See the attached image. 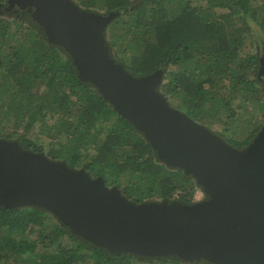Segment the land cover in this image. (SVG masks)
Instances as JSON below:
<instances>
[{
    "label": "trees",
    "instance_id": "16d2710c",
    "mask_svg": "<svg viewBox=\"0 0 264 264\" xmlns=\"http://www.w3.org/2000/svg\"><path fill=\"white\" fill-rule=\"evenodd\" d=\"M74 1L117 12L106 41L125 69L136 76L162 69L159 90L170 104L234 147L248 145L264 121V0ZM27 13L0 14V137L102 176L136 203L196 201V179L161 162L142 132L79 78L71 57L49 43ZM244 114L241 136L229 135ZM217 123L222 127L214 128ZM134 259L190 263L177 256L111 253L42 207L0 205V264Z\"/></svg>",
    "mask_w": 264,
    "mask_h": 264
},
{
    "label": "water",
    "instance_id": "95a60500",
    "mask_svg": "<svg viewBox=\"0 0 264 264\" xmlns=\"http://www.w3.org/2000/svg\"><path fill=\"white\" fill-rule=\"evenodd\" d=\"M2 5L0 14L29 12L49 43L71 57L79 78L142 132L161 162L192 175L207 197L136 203L102 176L0 137V205L42 207L111 253L264 264V121L239 149L170 105L159 90L162 69L136 76L114 58L106 33L116 11L87 9L74 0H0Z\"/></svg>",
    "mask_w": 264,
    "mask_h": 264
},
{
    "label": "rangeland",
    "instance_id": "374dc122",
    "mask_svg": "<svg viewBox=\"0 0 264 264\" xmlns=\"http://www.w3.org/2000/svg\"><path fill=\"white\" fill-rule=\"evenodd\" d=\"M3 6V5H2ZM4 8V7H3ZM96 9V8H95ZM18 10H20V9H15L14 8V10H12V11H3V12H1V14H3V15H6V16H11V15H14L15 14V12H17ZM22 11V10H21ZM100 11H105V10H100ZM23 12H27V11H23ZM27 14H29V12L27 13ZM27 19H30L29 17H27ZM254 27L255 28H257L255 25H254ZM38 28V27H37ZM263 91H264V88H263ZM168 100V99H167ZM170 103V102H169ZM170 105H172V104H170ZM173 106V105H172ZM239 114H241V110L239 111V113H238V115ZM240 116V115H239ZM248 115L247 114H244L243 115V118H241L242 120H239V119H237L235 122H233L232 123V128H231V131L230 132H227L229 135L230 134H234L236 137H240L241 135V133H242V130H243V127L245 126V122L243 121V119L244 118H246ZM213 127L214 128H221L222 127V125L221 124H219V123H217V124H215V125H213ZM233 131V132H232ZM207 196H206V194H204V192H203V190H202V188L199 186L197 189H196V191H195V193H194V198L196 199V200H202V199H205ZM57 218V217H56ZM81 237V236H80ZM83 238V237H82ZM84 239V238H83ZM141 259H145V258H143V257H141ZM184 261V260H183ZM201 261H205V260H201ZM201 261H197V262H190V263H187V264H205V263H201ZM207 262H209V261H207ZM210 264H213V263H211V262H209ZM133 264H147V262L146 261H144V260H136V259H134V263Z\"/></svg>",
    "mask_w": 264,
    "mask_h": 264
},
{
    "label": "flooded vegetation",
    "instance_id": "af4514ba",
    "mask_svg": "<svg viewBox=\"0 0 264 264\" xmlns=\"http://www.w3.org/2000/svg\"><path fill=\"white\" fill-rule=\"evenodd\" d=\"M4 5L3 6H0V9H3Z\"/></svg>",
    "mask_w": 264,
    "mask_h": 264
}]
</instances>
